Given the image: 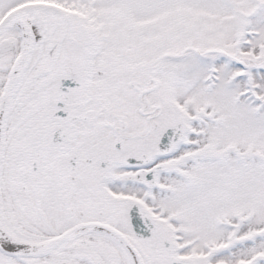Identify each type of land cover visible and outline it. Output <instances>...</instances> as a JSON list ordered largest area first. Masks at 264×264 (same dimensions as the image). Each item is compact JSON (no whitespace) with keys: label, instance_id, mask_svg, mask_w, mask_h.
<instances>
[{"label":"snow or ice","instance_id":"6c2138e0","mask_svg":"<svg viewBox=\"0 0 264 264\" xmlns=\"http://www.w3.org/2000/svg\"><path fill=\"white\" fill-rule=\"evenodd\" d=\"M0 264H264V0H0Z\"/></svg>","mask_w":264,"mask_h":264}]
</instances>
